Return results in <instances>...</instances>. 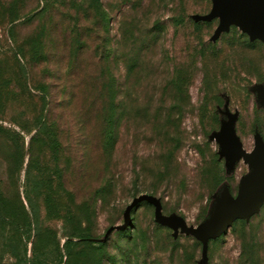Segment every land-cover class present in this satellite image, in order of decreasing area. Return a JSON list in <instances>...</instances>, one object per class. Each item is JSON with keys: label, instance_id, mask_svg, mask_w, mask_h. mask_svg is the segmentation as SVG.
I'll use <instances>...</instances> for the list:
<instances>
[{"label": "rangeland", "instance_id": "1", "mask_svg": "<svg viewBox=\"0 0 264 264\" xmlns=\"http://www.w3.org/2000/svg\"><path fill=\"white\" fill-rule=\"evenodd\" d=\"M213 5L0 0V264H264V201L204 241L157 217L204 229L255 175L264 40Z\"/></svg>", "mask_w": 264, "mask_h": 264}, {"label": "water", "instance_id": "2", "mask_svg": "<svg viewBox=\"0 0 264 264\" xmlns=\"http://www.w3.org/2000/svg\"><path fill=\"white\" fill-rule=\"evenodd\" d=\"M213 2L211 16L220 17V29H225L227 24L234 23L252 38L264 40V0H213ZM246 158L254 167L255 175L247 181L244 196L235 202L227 203L213 224L199 229L186 224L183 220L165 217L157 207L159 221L204 241L226 232L237 217L250 216L257 212L264 201V145L259 141L255 144L253 156Z\"/></svg>", "mask_w": 264, "mask_h": 264}, {"label": "trees", "instance_id": "3", "mask_svg": "<svg viewBox=\"0 0 264 264\" xmlns=\"http://www.w3.org/2000/svg\"><path fill=\"white\" fill-rule=\"evenodd\" d=\"M113 105V104H112ZM113 107V106H112ZM111 107V108H112ZM238 119V118H237ZM237 119L235 120V123H234V134L237 136V137H239V135L237 134V129H236V122H237ZM109 120V123H113V124H115V123H117L118 122V118L115 116V115H111L108 119H107V121ZM261 141V143L264 145V139L262 138V140H260ZM249 246H251V245H249ZM249 246H247V248L249 247ZM253 264H254V262H253Z\"/></svg>", "mask_w": 264, "mask_h": 264}]
</instances>
